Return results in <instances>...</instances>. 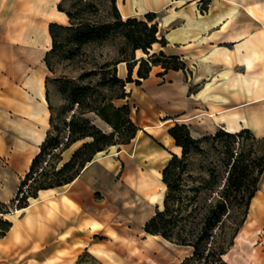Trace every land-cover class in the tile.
Listing matches in <instances>:
<instances>
[{
    "label": "crops",
    "instance_id": "0c3cea01",
    "mask_svg": "<svg viewBox=\"0 0 264 264\" xmlns=\"http://www.w3.org/2000/svg\"><path fill=\"white\" fill-rule=\"evenodd\" d=\"M56 1L0 0V156L6 155L9 148L13 164H18L20 160L30 163L31 160L27 159L39 150L48 127L47 68L43 57L50 47L48 24L51 22L50 15L55 14ZM204 1L162 0L148 8L152 11L163 9L159 28L166 43L159 45L158 50L180 56L192 72L187 77L181 69H168L156 74V66H153L149 75L137 85L141 87L144 81L151 79L163 81L142 90L143 119L142 123H136L139 128L132 138L139 139L142 131L149 134L148 139L143 141V154L147 159L157 156L159 168L166 163L171 152L179 154L181 151L167 131L175 123L186 124L193 137L212 133L218 127L231 132L247 127L255 136L264 137L262 0H208L207 5ZM248 6L251 10H248ZM56 12L58 23H64L66 14L58 9ZM121 14L133 15L122 11ZM166 80L174 84L177 90L169 88L165 95L156 96L162 92L160 89ZM193 86L195 88L191 90ZM128 88L129 99L139 97L137 89ZM162 99H176L183 106L168 111L161 105ZM173 113L175 116L171 117ZM98 120L106 124L99 117ZM7 131L17 136L10 145ZM37 134L40 136L38 141L35 139ZM155 139L160 146L152 144ZM29 146H33V150ZM92 162L91 159L69 183L77 181V178H85L93 166L98 168L99 159L93 165ZM139 171L145 176V171ZM261 176L264 177V172ZM156 177H159V171ZM3 195L0 187V201H3ZM253 200V218L264 227V183L261 181L249 206ZM33 208L29 209L26 218L14 222L6 235L0 238V260L7 259L9 255L14 257L15 249L20 252L21 258H29L35 254L32 252L34 246L44 244L54 248L56 229L60 231L54 216L68 212L69 204L65 201L52 203L48 208L51 216L43 222L39 219L43 216L36 215L40 207ZM245 225L246 219L240 231ZM249 239L245 236L243 242L248 243ZM0 264L7 262L3 260ZM231 264L253 263L235 260Z\"/></svg>",
    "mask_w": 264,
    "mask_h": 264
},
{
    "label": "trees",
    "instance_id": "16d2710c",
    "mask_svg": "<svg viewBox=\"0 0 264 264\" xmlns=\"http://www.w3.org/2000/svg\"><path fill=\"white\" fill-rule=\"evenodd\" d=\"M60 0L57 9L63 11L69 24L51 21L48 32L51 46L43 60L51 70L49 56L63 41H73L78 47L89 42H102L110 38L119 39L118 57L98 65L87 74L98 73V86L110 89V98L103 97L99 104L85 103L74 90L73 103L79 105L77 113L69 119L60 117L55 121L49 101L45 77L46 101L49 109L48 127L39 150L33 155L28 169L21 178L16 193L9 202L16 208L28 205L40 190L58 188L71 182L93 156L115 143H127L139 128L129 117V105H115L112 98H123L126 82L139 84L149 75L153 66L185 71V62L178 55L166 54L163 50L150 51L158 42L164 45V36H157L154 12L145 14L146 20L135 16L123 18L116 0H72L65 7ZM98 3V4H97ZM100 5L104 14L98 17ZM93 7L94 8L93 10ZM141 49L147 57H136L135 50ZM125 62L126 77L117 74L116 64ZM135 69V78L132 74ZM84 75V74H82ZM81 76V75H80ZM94 111L98 117L112 127L105 132L92 122L85 112ZM180 154L171 152L161 169L165 184L162 208H156L143 225V231L159 235L177 245L191 247V253L177 264H229L225 253L234 243V238L245 221L251 198L258 189L264 172V137L255 136L244 127L231 132L218 128L215 133L193 137L186 124L175 123L168 128ZM83 140L67 157L62 151L77 140ZM192 154L199 156L194 165ZM7 204L0 201V212ZM11 221L0 217V235L11 226Z\"/></svg>",
    "mask_w": 264,
    "mask_h": 264
},
{
    "label": "rangeland",
    "instance_id": "374dc122",
    "mask_svg": "<svg viewBox=\"0 0 264 264\" xmlns=\"http://www.w3.org/2000/svg\"><path fill=\"white\" fill-rule=\"evenodd\" d=\"M161 1L116 0L115 2L120 14L121 11L123 13L131 12L133 15L129 16H135L140 20H146L145 14L147 12H154V18L149 21V24L156 23L159 38L163 36L159 28V19L163 9L152 11L148 8L158 5ZM59 2L60 0L56 1L54 5L55 14L50 15V21L58 22L59 20L56 12ZM207 2L208 0H205L204 4L207 5ZM71 3L72 0H66L64 6L69 7ZM96 7H93V10L96 8L97 16L102 17L104 5H100L99 10L98 6ZM247 8L251 10L250 6ZM262 10H264V0H262ZM121 16L127 17L122 14ZM60 24H69L68 17L64 23ZM262 26H264V22H262ZM60 34L61 37L59 38L63 42L49 56L51 70L46 69V74L49 76L47 91L55 121L60 117H65L68 120L73 112H78L79 105L72 102L76 87L79 88V96L82 101L93 104V106L99 104L103 97L110 98L112 91L97 84L98 73L87 74L85 72L91 69L98 71V65L113 61L119 56L118 38H110L102 42H89L78 47L73 41H67L63 32ZM159 45L158 42L154 43L150 51L157 52ZM135 56L147 57V54L141 49H137ZM116 69L120 77H126L125 62L117 63ZM162 70L160 66L154 67L156 74ZM183 72L186 77L192 74L188 66ZM132 76L135 78V69ZM162 82L159 78L154 81L151 79L144 81L141 87L134 82H126L124 87L128 95L123 98H112L111 101L115 105L127 103L129 105V117L135 124H140L143 119L141 104L144 98L142 90ZM128 86L138 90L140 94L138 98H128L130 96ZM169 88L177 90L174 84H169L166 80L160 89L162 92L157 93L156 96L165 95V91ZM194 88L195 86L190 89L193 90ZM161 102L164 109L168 111L183 106V103L176 99L168 101L162 99ZM85 116L103 131L110 132L112 130V127L104 120L106 124L98 120V115L94 111L85 112ZM170 116L174 117L175 115L173 113ZM186 118L188 117L186 116ZM217 129L212 133H215ZM148 137L149 134L142 131L139 139H130L127 143L118 142L98 151L92 158L93 162L99 159L98 168L93 166L91 173H88L85 178H77V181L73 183L58 188L40 190L37 198H29V203L24 208H16L9 200L15 195L18 184L28 169L29 162L20 160L18 164L11 163L8 148L9 152L0 156V187L4 191L3 202L7 204L2 207L7 212H0V217L10 220L13 224L26 218L30 208L40 207L36 215L43 216L39 218L42 219L41 222L48 221V217L51 216V211L48 208L52 203L59 201L67 202L69 210L64 214L61 213L59 217L54 216L60 231L56 229L53 249L50 245L48 247L44 244L34 246L32 252L35 254L29 258H21L20 252L15 249L14 257L9 255L7 259L3 260H6L7 264H177L183 257L189 255L192 250L191 247L177 245L162 237L153 238L155 247L150 252L143 251L141 248V245L151 238L143 231V225L153 215L157 207L162 208L165 194V184L161 179V169L164 165L159 168L157 156L154 158L151 156V159H147V156L143 154L145 149L143 141L144 139L147 140ZM39 138L40 136L37 134L35 139L38 141ZM16 139L17 136L11 131H7L8 145ZM85 139L88 138L77 140L64 149L61 153L62 156L67 157ZM152 144L160 146L157 139ZM29 147L30 150H33V146ZM167 150L168 148L165 149V151ZM198 158V155L192 154L191 160H193L194 165L198 162ZM140 169L146 172L144 173L145 176L141 175ZM157 171H159L158 178L156 177ZM259 181L264 183V177L260 176ZM248 210L249 213L245 217L247 225L241 228V231L239 228L234 238L233 247L229 248L224 256L229 264L234 263L235 260L264 264V227H261L253 218L254 200ZM33 212L34 208L30 210L31 214ZM252 224L254 225L250 226ZM247 226H249L248 230L246 229ZM40 229L44 230L43 227ZM7 231L0 235V238L6 235ZM245 236L250 238V242H243Z\"/></svg>",
    "mask_w": 264,
    "mask_h": 264
},
{
    "label": "bare ground",
    "instance_id": "6f19581e",
    "mask_svg": "<svg viewBox=\"0 0 264 264\" xmlns=\"http://www.w3.org/2000/svg\"><path fill=\"white\" fill-rule=\"evenodd\" d=\"M27 160L30 161L31 158L29 157ZM149 236H151V238L148 239L144 244L141 245L142 250L146 251V252H150L151 250L154 249V247H155L154 242L155 241L153 240V238L160 237L159 235H155V234L154 235L153 234H151V235L149 234Z\"/></svg>",
    "mask_w": 264,
    "mask_h": 264
}]
</instances>
